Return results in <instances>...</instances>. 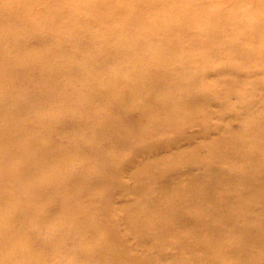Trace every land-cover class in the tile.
Returning a JSON list of instances; mask_svg holds the SVG:
<instances>
[{
	"label": "rangeland",
	"instance_id": "obj_1",
	"mask_svg": "<svg viewBox=\"0 0 264 264\" xmlns=\"http://www.w3.org/2000/svg\"><path fill=\"white\" fill-rule=\"evenodd\" d=\"M12 1L0 264H264V1Z\"/></svg>",
	"mask_w": 264,
	"mask_h": 264
},
{
	"label": "bare ground",
	"instance_id": "obj_2",
	"mask_svg": "<svg viewBox=\"0 0 264 264\" xmlns=\"http://www.w3.org/2000/svg\"><path fill=\"white\" fill-rule=\"evenodd\" d=\"M33 1H42L44 2V0H33ZM102 2L105 1V3H107L108 1H113L115 9H118L124 13H126V15H132V13H136L137 11L141 12H146L148 10H155L158 6H160L161 4L158 3V0H101ZM250 0H247V2ZM264 1V0H263ZM12 4H16L18 6L19 12H23L26 8V4L28 3L27 0H13L11 2ZM94 3V0H82L79 2L78 7L81 10H85L86 7L90 4ZM260 4H263L262 2ZM257 10H254L252 12L249 13H242L240 14L241 19H244L245 17H247L248 15H254V12H258V13H264V4L262 6L257 7ZM163 17H167L169 18L170 16H175V12H173V10H169L167 11L165 14H163ZM47 16V15H46ZM177 18L174 17V20ZM155 72V71H153ZM155 79V78H153ZM125 89H130L131 85L129 84V81L125 82ZM210 87V86H209ZM209 89V88H208ZM140 112L138 113L135 117V122H136V127H130L131 129L135 130V129H141L143 131L146 130H161L162 127L166 124L164 122H154L151 123L150 119H154L152 118L150 115H148L149 110H147V112L145 113L146 109L145 106L139 107ZM134 110H138L136 108H134ZM183 117V115H182ZM181 117V118H182ZM40 118V116H38V119ZM179 118H176V120H178ZM164 123V124H163ZM3 128H7V125L4 126ZM1 132V131H0ZM150 133V132H148ZM8 132H4L2 133V135H6L7 136ZM2 192V187H1V182H0V193ZM243 245V244H242ZM242 245H237L236 246V252L237 253H246L247 252V247L242 246Z\"/></svg>",
	"mask_w": 264,
	"mask_h": 264
}]
</instances>
